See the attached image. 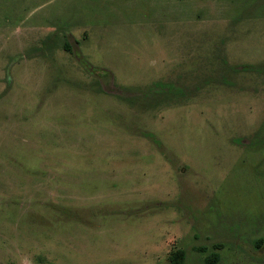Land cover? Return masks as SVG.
<instances>
[{
    "label": "rangeland",
    "instance_id": "obj_1",
    "mask_svg": "<svg viewBox=\"0 0 264 264\" xmlns=\"http://www.w3.org/2000/svg\"><path fill=\"white\" fill-rule=\"evenodd\" d=\"M176 249L264 264V0H0V264Z\"/></svg>",
    "mask_w": 264,
    "mask_h": 264
},
{
    "label": "trees",
    "instance_id": "obj_2",
    "mask_svg": "<svg viewBox=\"0 0 264 264\" xmlns=\"http://www.w3.org/2000/svg\"><path fill=\"white\" fill-rule=\"evenodd\" d=\"M65 47L68 49V44H64ZM213 259H208L207 261L211 264H215V262L218 260V253L215 252L212 254ZM169 260L171 264H187L186 262V251L184 249H176L172 251L169 255Z\"/></svg>",
    "mask_w": 264,
    "mask_h": 264
}]
</instances>
